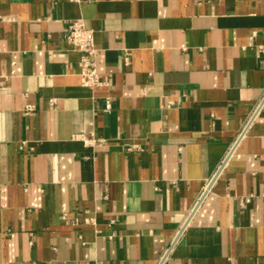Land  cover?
<instances>
[{
	"label": "crops",
	"instance_id": "1",
	"mask_svg": "<svg viewBox=\"0 0 264 264\" xmlns=\"http://www.w3.org/2000/svg\"><path fill=\"white\" fill-rule=\"evenodd\" d=\"M0 264H264V0H0Z\"/></svg>",
	"mask_w": 264,
	"mask_h": 264
},
{
	"label": "built area",
	"instance_id": "2",
	"mask_svg": "<svg viewBox=\"0 0 264 264\" xmlns=\"http://www.w3.org/2000/svg\"><path fill=\"white\" fill-rule=\"evenodd\" d=\"M81 1V0H76ZM66 38L68 42L80 53V71L79 76L82 85L94 89L103 83L100 74L96 68V47L92 29L85 25L82 17L70 20L67 23ZM109 106V103H107ZM74 138L80 139L85 145L95 146L104 142V139L94 137L93 135L77 134ZM131 148H136L135 146ZM67 215L64 213L63 217ZM86 223H94V219L85 218ZM74 222H78L77 219Z\"/></svg>",
	"mask_w": 264,
	"mask_h": 264
},
{
	"label": "water",
	"instance_id": "3",
	"mask_svg": "<svg viewBox=\"0 0 264 264\" xmlns=\"http://www.w3.org/2000/svg\"><path fill=\"white\" fill-rule=\"evenodd\" d=\"M181 231H179L178 235L180 234ZM178 235L176 236V238L178 237Z\"/></svg>",
	"mask_w": 264,
	"mask_h": 264
}]
</instances>
